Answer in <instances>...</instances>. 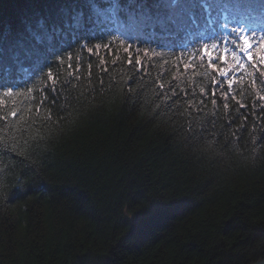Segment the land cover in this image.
<instances>
[{"label":"trees","instance_id":"1","mask_svg":"<svg viewBox=\"0 0 264 264\" xmlns=\"http://www.w3.org/2000/svg\"><path fill=\"white\" fill-rule=\"evenodd\" d=\"M234 27L264 0H0V264L264 258V75L196 55Z\"/></svg>","mask_w":264,"mask_h":264},{"label":"snow or ice","instance_id":"2","mask_svg":"<svg viewBox=\"0 0 264 264\" xmlns=\"http://www.w3.org/2000/svg\"><path fill=\"white\" fill-rule=\"evenodd\" d=\"M253 39L255 37L246 34L243 28L234 27L231 29L229 37H220L211 43L206 42L196 53V55L202 54V57L206 58L208 65L213 68L214 74L218 72L219 76L224 78L220 81H213L217 87L226 80L228 88H231L237 77H242L248 69H252L254 72L259 69V74L264 75V43L254 44ZM261 40H264V37H261ZM96 47L99 48L100 45L97 44ZM136 63H140L139 59L136 60ZM5 95L11 96V90H8ZM225 95H227L226 91ZM261 99H264V96ZM12 115L15 116L16 113L13 112Z\"/></svg>","mask_w":264,"mask_h":264},{"label":"water","instance_id":"3","mask_svg":"<svg viewBox=\"0 0 264 264\" xmlns=\"http://www.w3.org/2000/svg\"><path fill=\"white\" fill-rule=\"evenodd\" d=\"M251 264H264V258L259 259V260L255 261V262L251 263Z\"/></svg>","mask_w":264,"mask_h":264}]
</instances>
